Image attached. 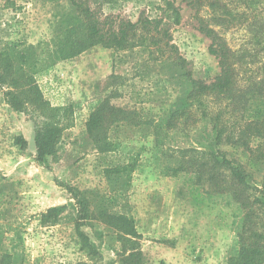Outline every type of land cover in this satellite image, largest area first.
Returning a JSON list of instances; mask_svg holds the SVG:
<instances>
[{"label":"rangeland","instance_id":"374dc122","mask_svg":"<svg viewBox=\"0 0 264 264\" xmlns=\"http://www.w3.org/2000/svg\"><path fill=\"white\" fill-rule=\"evenodd\" d=\"M91 2L101 15L115 20L135 21L141 15L162 19L196 78L210 82L219 75V61L209 50L211 40L198 28L192 0ZM232 5L252 15L244 5L236 1ZM70 8L67 0H0V51L38 47L33 55L38 82L44 98L63 115L56 118L63 126L57 153L42 162L35 135L46 117L32 107L15 109L7 101V88L0 84V231L4 233L0 236L5 244L21 235L31 264H125L137 250L142 264H232L241 250L242 234L247 235L253 224L263 230L261 206L243 207L231 189H214L203 169L179 168L178 161L192 156L201 161L202 153L195 150L204 151L211 140L209 121L179 122L159 135L153 130L186 89V80L176 76L177 67L155 62L142 47L117 51L95 45L75 57L57 59L48 68L47 44L60 41ZM259 9L264 13V5ZM249 23L225 31L231 46L246 43ZM104 100L135 110L132 120L108 123L109 150L96 148L87 125ZM137 119H142L141 125L133 124ZM18 137L26 139L24 146ZM221 148L227 149L228 157L246 162L230 146ZM130 160L136 163L131 173L110 185L105 169ZM249 170L250 191L260 196L264 165L251 163ZM71 188L87 192L91 200L94 213L81 222L94 246L89 250L76 230L78 204ZM52 206L64 207L58 222H42L41 213ZM102 209L125 215L136 234L108 222Z\"/></svg>","mask_w":264,"mask_h":264},{"label":"trees","instance_id":"16d2710c","mask_svg":"<svg viewBox=\"0 0 264 264\" xmlns=\"http://www.w3.org/2000/svg\"><path fill=\"white\" fill-rule=\"evenodd\" d=\"M67 1L71 8L65 13L63 35L54 45L47 44L50 59L48 68L57 59L75 57L95 45L117 51L142 47L148 50L150 58L155 62L177 67L175 74L177 76L178 73L186 80V89L154 125L155 134H163L164 130L176 128L179 122L189 123L199 119L209 121L211 140L204 151L195 150L202 153L201 161L198 162V157L192 156L186 162L178 161L179 168L203 169L207 174L206 180L214 189L223 192L231 189L243 207L259 204L264 216V190H259L263 192L260 196L252 195L250 189L252 190L253 172L249 170L251 163L252 167L264 165V13L259 9L264 5V0H192L198 28L211 40L209 50L216 56L221 68L219 75L210 82L196 78L186 68L185 59L172 43L169 28L162 19L141 15L135 21L115 20L111 15H101L91 0ZM234 1L250 9L252 15L236 11V7L232 5ZM245 21H250L247 26L250 37L240 48H234L227 40L225 31ZM55 39L56 37L52 41ZM26 50L0 51V84L7 88V101L15 109L23 111L32 107L46 117L35 135L38 159L46 162L48 157L57 153L63 126L56 118L59 116L62 119L63 115L60 116L61 108L52 106L44 98L38 82L37 63H33V55L37 53L38 47L29 45ZM133 113L135 110L117 107L104 100L92 112L87 123L96 148L109 150L111 143L106 135L108 123L132 120ZM142 122V119H137L133 124L141 125ZM17 139L22 146L27 142L23 137ZM223 145L240 152L246 157V162L235 155L228 157L227 149L221 148ZM135 164L130 160L107 167L105 172L110 185L120 183L131 173ZM70 192L78 204L75 218L77 233L85 248L92 249L93 244L81 229L84 224L81 222L94 213L91 200L87 192L78 188H71ZM63 208L49 207L41 213V221L57 223ZM250 212L253 215L255 211ZM101 215L118 229L136 234L134 224L125 215H117L107 209H102ZM259 221L263 230L254 228L253 224L247 235L242 234V247L239 255L231 259L232 264H264V218ZM0 235L4 233L0 231ZM1 236L0 264H31L22 245L21 235L18 234L17 239H11V245L5 244V239ZM124 262L142 264L141 251H132Z\"/></svg>","mask_w":264,"mask_h":264}]
</instances>
